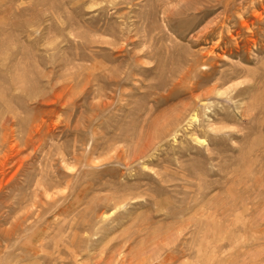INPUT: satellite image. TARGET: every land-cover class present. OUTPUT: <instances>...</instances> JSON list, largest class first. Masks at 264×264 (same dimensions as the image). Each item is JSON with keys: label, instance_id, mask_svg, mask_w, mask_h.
<instances>
[{"label": "rangeland", "instance_id": "rangeland-1", "mask_svg": "<svg viewBox=\"0 0 264 264\" xmlns=\"http://www.w3.org/2000/svg\"><path fill=\"white\" fill-rule=\"evenodd\" d=\"M0 264H264V0H0Z\"/></svg>", "mask_w": 264, "mask_h": 264}]
</instances>
